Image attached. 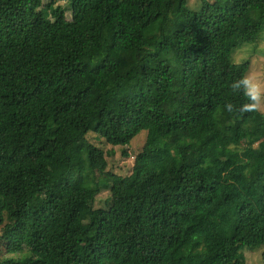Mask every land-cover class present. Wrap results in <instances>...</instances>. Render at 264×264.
Here are the masks:
<instances>
[{
  "label": "trees",
  "instance_id": "trees-1",
  "mask_svg": "<svg viewBox=\"0 0 264 264\" xmlns=\"http://www.w3.org/2000/svg\"><path fill=\"white\" fill-rule=\"evenodd\" d=\"M263 29L264 0H0V264H247L264 113L225 106L247 99L233 51ZM142 131L97 206L90 135L127 149Z\"/></svg>",
  "mask_w": 264,
  "mask_h": 264
},
{
  "label": "rangeland",
  "instance_id": "rangeland-1",
  "mask_svg": "<svg viewBox=\"0 0 264 264\" xmlns=\"http://www.w3.org/2000/svg\"><path fill=\"white\" fill-rule=\"evenodd\" d=\"M47 2L48 0H44L45 4H47ZM59 4H63V2ZM202 5L203 0H190V6L194 10H200ZM55 10L56 7L53 8L52 12ZM249 12H255L257 14L256 19H254L255 21L261 20V14L257 9L251 8L247 13ZM67 18L68 20L71 19L69 13H67ZM247 19V14L241 18L237 29L232 34V38L237 40L241 37V31ZM232 59L235 64H241L250 60L251 68L248 74L264 81V29L255 43L240 42L238 47L233 51ZM146 137L147 131H142L132 141L130 147L126 149L122 146L112 147L104 141L99 140L94 134L90 135L91 141L105 151L108 161V166L105 170L93 169L90 166H88L87 169L85 179L86 186L94 190L100 188L101 193L97 200V206L103 208L108 206L110 197L109 188L112 182L119 176H128L132 173L135 158L137 154L141 152ZM113 150L114 154H111ZM125 152L129 153V157L124 155ZM245 254L247 264H264V246L255 249L246 248Z\"/></svg>",
  "mask_w": 264,
  "mask_h": 264
},
{
  "label": "clouds",
  "instance_id": "clouds-1",
  "mask_svg": "<svg viewBox=\"0 0 264 264\" xmlns=\"http://www.w3.org/2000/svg\"><path fill=\"white\" fill-rule=\"evenodd\" d=\"M234 91H243L247 98L241 105H235L231 102L226 104L229 112H239L241 114L248 112H264V81L252 76L243 75L240 79L234 81L231 85Z\"/></svg>",
  "mask_w": 264,
  "mask_h": 264
}]
</instances>
